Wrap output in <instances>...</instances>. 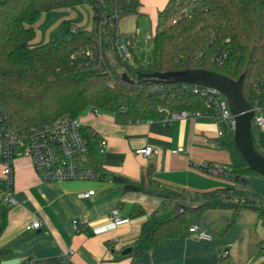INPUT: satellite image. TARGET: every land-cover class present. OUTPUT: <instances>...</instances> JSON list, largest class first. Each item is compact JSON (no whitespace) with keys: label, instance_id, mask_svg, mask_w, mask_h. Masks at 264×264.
I'll use <instances>...</instances> for the list:
<instances>
[{"label":"trees","instance_id":"trees-1","mask_svg":"<svg viewBox=\"0 0 264 264\" xmlns=\"http://www.w3.org/2000/svg\"><path fill=\"white\" fill-rule=\"evenodd\" d=\"M79 6L93 9L92 30L66 22L63 36L39 47L31 45L44 13ZM132 16H144L140 0H0V112L7 114L12 127L26 133L64 116L79 118L87 109L111 114L119 125L166 121L179 111L213 115L212 103L193 92L197 86L138 79L141 74L194 69L234 81L244 75L245 99L254 109H263L264 0H170L158 12L147 46L137 40L136 32L120 30V22ZM107 43L112 45L111 55L105 50ZM255 132L253 127L255 146L264 154ZM83 135L90 150L88 163L103 180L107 173L91 161L98 137L86 126ZM221 139L232 158L221 177L245 186L252 177L264 178L248 168L235 146L234 132ZM154 175L151 163L138 182L113 177L124 193L154 195L170 206L150 215L131 246L133 252L121 258H139L182 238L188 217L200 219L210 209L233 210V221L241 210L250 209L264 227L263 197L232 188L200 196L167 187L154 189ZM144 214L141 206L133 207V216ZM7 222L6 208L0 211V237Z\"/></svg>","mask_w":264,"mask_h":264},{"label":"crops","instance_id":"crops-1","mask_svg":"<svg viewBox=\"0 0 264 264\" xmlns=\"http://www.w3.org/2000/svg\"><path fill=\"white\" fill-rule=\"evenodd\" d=\"M169 1L140 0L142 13L154 22V28L158 12ZM93 17L94 11L89 6L44 13L36 24V37L31 45L39 47L63 36L66 22L92 30ZM82 120L98 139L107 142L103 153L98 142L91 149V161L107 177L100 181L43 182L29 158H17L13 186L16 203L7 208L8 222L0 237V264H264V227L258 214L240 213L233 221L231 209H210L200 219L189 216L182 238L139 258H121L140 236L150 215L164 213L170 206L154 195L124 193L120 185L113 183L114 175L138 182L143 169L152 163L154 189L167 187L200 196L225 188L243 187L248 192L250 186L255 195L263 198L264 178H250L245 186L199 168L207 163L223 168L232 164L229 151L220 144L223 139L218 136V126L209 116L131 125L117 124L111 114H88ZM255 131L258 146L264 152V130ZM146 147H153L158 153L151 157L137 154ZM179 148L184 152L173 153ZM91 190L96 194L90 199L83 198ZM135 205L144 209L143 216L132 215ZM5 209L0 206V211ZM113 210L130 218V223L108 230L113 223ZM37 221L42 223L41 229L26 230ZM74 221L85 231L75 233ZM193 226L211 234V239L199 240L189 232ZM69 249L74 252L71 261L65 258Z\"/></svg>","mask_w":264,"mask_h":264},{"label":"built area","instance_id":"built-area-1","mask_svg":"<svg viewBox=\"0 0 264 264\" xmlns=\"http://www.w3.org/2000/svg\"><path fill=\"white\" fill-rule=\"evenodd\" d=\"M120 50L126 58H131L124 46ZM196 95L206 98L214 106L213 115H204L200 112L179 111L171 114L165 122L173 120H186L201 116H209L218 126V136L223 138L226 132L234 131L235 121L228 107L226 98L218 91L196 87L193 91ZM92 114L96 110L91 109ZM253 125L260 131L264 130V110L255 109ZM85 122L79 117L64 116L53 123L42 128H32L26 133H19L10 124L7 114L0 112V206L11 208L15 205L14 198V163L17 158L25 157L32 161L37 176L43 182L65 183L75 181H100L101 173L88 163L89 145L83 135ZM98 146L103 153L107 147L105 140L98 139ZM184 149L179 148L173 153H183ZM158 153L153 147H146L137 151V154L144 157H151ZM207 174L221 177L225 174L226 168L220 165L203 164L199 167ZM96 194L94 190L88 191L83 198L90 199ZM112 225L108 230L115 229L130 223L131 219L121 217L118 210L111 214ZM40 221L27 226V231L41 229ZM75 233L85 231L78 221L73 222ZM189 232L199 240L209 241L211 234L193 226ZM74 252L69 249L65 258L72 260ZM73 264V263H72Z\"/></svg>","mask_w":264,"mask_h":264},{"label":"water","instance_id":"water-1","mask_svg":"<svg viewBox=\"0 0 264 264\" xmlns=\"http://www.w3.org/2000/svg\"><path fill=\"white\" fill-rule=\"evenodd\" d=\"M138 79H147L165 84L194 85L206 89L216 90L226 97L228 107L235 120L234 143L248 168L264 177V154L257 150L253 134L254 107L245 99L243 86L244 75L234 81L224 75L194 69L186 71L141 74ZM133 82V80H131ZM132 248H128L123 255H130Z\"/></svg>","mask_w":264,"mask_h":264},{"label":"rangeland","instance_id":"rangeland-1","mask_svg":"<svg viewBox=\"0 0 264 264\" xmlns=\"http://www.w3.org/2000/svg\"><path fill=\"white\" fill-rule=\"evenodd\" d=\"M120 30L123 33H135L137 34V40L139 42H141V44L143 45H148V40L150 39V36L153 34L155 28H154V22L152 23L151 20L148 17H126L125 19H123L120 22ZM105 50L109 52V55H111V50H112V45L110 43H107L105 46ZM146 55L148 56V52L146 51ZM88 114H92L91 109H87L86 111L83 112V114L81 115V119H84ZM103 114H107V113H103V112H99L96 111V113L94 114L95 116H99V115H103ZM254 127V125H253ZM255 128V127H254ZM94 154L96 155V150L94 151ZM253 178V177H252ZM260 179V178H259ZM250 183V182H249ZM251 187H248V192L251 194H255L253 193L252 189H250ZM239 191H245L243 187L239 188ZM219 211H225L223 209H216ZM232 211V210H231ZM233 213V211H232ZM240 213L243 214H254L253 210L250 209H243L240 211ZM191 218V216L189 217Z\"/></svg>","mask_w":264,"mask_h":264},{"label":"bare ground","instance_id":"bare-ground-1","mask_svg":"<svg viewBox=\"0 0 264 264\" xmlns=\"http://www.w3.org/2000/svg\"><path fill=\"white\" fill-rule=\"evenodd\" d=\"M198 87V86H197ZM202 88V87H201ZM224 96V95H223ZM225 97V96H224ZM226 98V97H225ZM227 101V100H226ZM232 114V113H231ZM233 116V115H232ZM234 118V117H233ZM235 121V120H234ZM252 123H253V121H252ZM255 127V126H254ZM256 129V128H255ZM257 130V129H256ZM234 132V131H233ZM221 138V137H220ZM227 169V168H226Z\"/></svg>","mask_w":264,"mask_h":264}]
</instances>
